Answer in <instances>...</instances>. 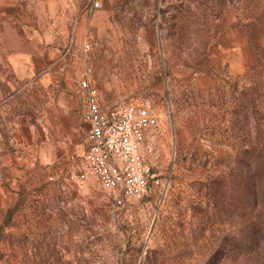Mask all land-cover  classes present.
Returning a JSON list of instances; mask_svg holds the SVG:
<instances>
[{
	"label": "rangeland",
	"instance_id": "rangeland-1",
	"mask_svg": "<svg viewBox=\"0 0 264 264\" xmlns=\"http://www.w3.org/2000/svg\"><path fill=\"white\" fill-rule=\"evenodd\" d=\"M263 12L264 0H0V264H218L219 241H243L264 111V54L245 25ZM82 79L102 105L157 117L155 192L117 208L93 175L67 179L85 146Z\"/></svg>",
	"mask_w": 264,
	"mask_h": 264
},
{
	"label": "built area",
	"instance_id": "built-area-1",
	"mask_svg": "<svg viewBox=\"0 0 264 264\" xmlns=\"http://www.w3.org/2000/svg\"><path fill=\"white\" fill-rule=\"evenodd\" d=\"M83 48L87 50L89 43L84 41ZM79 88L86 145L79 167L67 179L83 182L93 175L117 208L155 192L162 182L151 160L154 148L149 141V132L157 124L155 114L131 101L102 105L97 88L87 79L80 81Z\"/></svg>",
	"mask_w": 264,
	"mask_h": 264
},
{
	"label": "trees",
	"instance_id": "trees-1",
	"mask_svg": "<svg viewBox=\"0 0 264 264\" xmlns=\"http://www.w3.org/2000/svg\"><path fill=\"white\" fill-rule=\"evenodd\" d=\"M250 46L258 57L264 54V12L245 25ZM256 132L250 150L249 231L243 241L226 237L218 242V264H264V111L254 109ZM243 201L239 202L241 205ZM242 206V205H241ZM242 224V221H241ZM227 241V242H226Z\"/></svg>",
	"mask_w": 264,
	"mask_h": 264
},
{
	"label": "crops",
	"instance_id": "crops-1",
	"mask_svg": "<svg viewBox=\"0 0 264 264\" xmlns=\"http://www.w3.org/2000/svg\"><path fill=\"white\" fill-rule=\"evenodd\" d=\"M82 97H83V95H82ZM83 103H84V100H83ZM85 124V123H84ZM85 127H86V124H85ZM85 130H86V128H85ZM84 143H85V145H86V140H85V138H84ZM84 151H85V147H84V150H83V153H84ZM83 153H82V156H83ZM81 160H82V157H81ZM73 171H75V170H73ZM71 172V171H70ZM89 176V175H88ZM87 177V176H86ZM87 179V178H86ZM85 179V180H86ZM97 179V178H96ZM100 185V184H99ZM101 187V186H100Z\"/></svg>",
	"mask_w": 264,
	"mask_h": 264
}]
</instances>
